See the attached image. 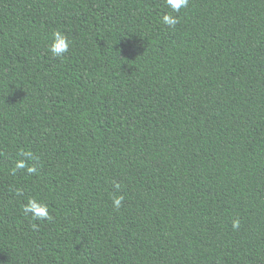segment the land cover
Instances as JSON below:
<instances>
[{
  "label": "trees",
  "instance_id": "16d2710c",
  "mask_svg": "<svg viewBox=\"0 0 264 264\" xmlns=\"http://www.w3.org/2000/svg\"><path fill=\"white\" fill-rule=\"evenodd\" d=\"M168 12L0 0V264H264V0ZM21 149L36 175L10 174Z\"/></svg>",
  "mask_w": 264,
  "mask_h": 264
},
{
  "label": "clouds",
  "instance_id": "9594fccd",
  "mask_svg": "<svg viewBox=\"0 0 264 264\" xmlns=\"http://www.w3.org/2000/svg\"><path fill=\"white\" fill-rule=\"evenodd\" d=\"M190 3V0H165V5L170 12L165 13L161 22L163 25L167 26L170 29L175 28V26L180 22V18L178 15H174L173 13H179L181 9L187 8ZM51 43L49 44L48 51L51 53L54 58H63L65 54L70 51L72 47V41L69 36L60 30H56L51 33ZM18 157H23V159H16L12 168L10 169V174L12 176L17 175V173H26L28 175H36L37 174V163L39 162V158L35 156L30 150L21 149L17 153ZM32 162V163H30ZM115 188L119 191L120 185L116 183ZM15 195L17 197L24 195L23 188H15ZM112 205L115 209L119 210L122 206V202L124 201L123 195H113L111 197ZM21 212L24 216L30 218L32 221L46 222L51 221L53 219L50 207L47 203L38 199L35 196H29L26 199V202L21 205ZM39 225L33 223V228L38 229ZM232 227L234 230L239 229L240 220L234 219L232 221Z\"/></svg>",
  "mask_w": 264,
  "mask_h": 264
}]
</instances>
